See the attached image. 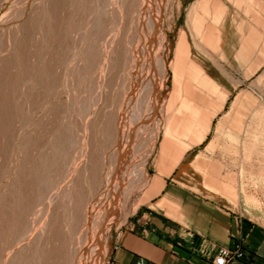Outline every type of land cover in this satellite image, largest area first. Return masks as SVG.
<instances>
[{
    "label": "bare ground",
    "instance_id": "obj_1",
    "mask_svg": "<svg viewBox=\"0 0 264 264\" xmlns=\"http://www.w3.org/2000/svg\"><path fill=\"white\" fill-rule=\"evenodd\" d=\"M236 2L253 21L241 55L264 40L259 0H193L176 29L180 0H0V264H102L132 201L204 140V92L223 106L203 64L219 69L224 43L232 66Z\"/></svg>",
    "mask_w": 264,
    "mask_h": 264
},
{
    "label": "rangeland",
    "instance_id": "obj_2",
    "mask_svg": "<svg viewBox=\"0 0 264 264\" xmlns=\"http://www.w3.org/2000/svg\"><path fill=\"white\" fill-rule=\"evenodd\" d=\"M191 1L193 0H180L182 13L174 23L175 29L183 24L184 8ZM247 3L253 12H258L252 1ZM259 3L264 6V0H259ZM234 12L236 16L232 41L236 56H233L232 66L225 62L224 43L220 68L215 70L206 61L203 64L205 73L209 72L208 75L219 84L220 92L229 91L223 106L214 112L218 105L216 95L204 92V109L211 116L204 140L200 144L191 145L180 164L170 174L160 178L163 188L157 195L142 204L132 201L134 204L131 212L111 229L102 264H108L111 260L113 241L122 228L134 225L138 219L147 220L149 217L150 220L155 213L164 218L175 219L167 216L157 204L164 198L177 204L184 214L194 217L203 213V202L210 201L223 211L241 214L242 218H249L254 224L264 227V62L257 65L258 57L264 49V40L249 44L248 52L251 53L238 55L242 39L239 29L245 24L248 29L253 27V21L239 8L238 2L234 5ZM244 30L248 31L245 26ZM262 32L264 37V31ZM239 95L242 103L236 100ZM138 154L134 155V159ZM157 155L158 153L151 159L150 179L157 176L158 167L153 163ZM211 169L218 170L219 173L210 185V188L219 187L218 197L209 194L203 187ZM248 196H255L256 199L249 200ZM183 205L192 208L184 211L181 209Z\"/></svg>",
    "mask_w": 264,
    "mask_h": 264
},
{
    "label": "crops",
    "instance_id": "obj_3",
    "mask_svg": "<svg viewBox=\"0 0 264 264\" xmlns=\"http://www.w3.org/2000/svg\"><path fill=\"white\" fill-rule=\"evenodd\" d=\"M215 204L204 201L198 217L138 219L116 234L108 264H210L219 247L234 241L242 242L247 264H264V227Z\"/></svg>",
    "mask_w": 264,
    "mask_h": 264
},
{
    "label": "built area",
    "instance_id": "obj_4",
    "mask_svg": "<svg viewBox=\"0 0 264 264\" xmlns=\"http://www.w3.org/2000/svg\"><path fill=\"white\" fill-rule=\"evenodd\" d=\"M210 264H247V253L242 242L234 241L231 246L219 247Z\"/></svg>",
    "mask_w": 264,
    "mask_h": 264
}]
</instances>
